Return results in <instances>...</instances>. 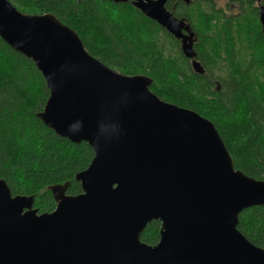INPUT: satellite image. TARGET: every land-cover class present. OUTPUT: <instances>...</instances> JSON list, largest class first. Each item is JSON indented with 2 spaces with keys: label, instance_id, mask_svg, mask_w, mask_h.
Returning a JSON list of instances; mask_svg holds the SVG:
<instances>
[{
  "label": "water",
  "instance_id": "water-1",
  "mask_svg": "<svg viewBox=\"0 0 264 264\" xmlns=\"http://www.w3.org/2000/svg\"><path fill=\"white\" fill-rule=\"evenodd\" d=\"M108 1L131 2L204 74L195 33L166 8L171 0ZM259 11L264 35V5ZM0 38L46 82L36 117L94 152L75 176L81 194L67 195L69 183L50 187L51 213L39 214L34 196H13L0 180V264H264V249L238 230L242 212L264 206V181L235 168L211 121L159 99L152 78L92 57L51 14L25 15L0 0ZM156 221L160 239L149 246L141 235Z\"/></svg>",
  "mask_w": 264,
  "mask_h": 264
},
{
  "label": "trees",
  "instance_id": "trees-1",
  "mask_svg": "<svg viewBox=\"0 0 264 264\" xmlns=\"http://www.w3.org/2000/svg\"><path fill=\"white\" fill-rule=\"evenodd\" d=\"M25 15L51 14L75 31L86 51L127 76L146 75L162 101L211 121L245 176L264 181V35L259 6L264 0H171L166 8L195 33L199 75L181 52L180 41L145 17L131 2L108 0H8ZM49 98L33 64L0 38V180L13 196H34L39 214L56 202L50 187L69 183L67 195L82 193L75 176L94 152L57 136L36 114ZM160 223H150L141 241L154 246ZM239 232L264 249V206L239 216Z\"/></svg>",
  "mask_w": 264,
  "mask_h": 264
},
{
  "label": "rangeland",
  "instance_id": "rangeland-1",
  "mask_svg": "<svg viewBox=\"0 0 264 264\" xmlns=\"http://www.w3.org/2000/svg\"><path fill=\"white\" fill-rule=\"evenodd\" d=\"M226 3H227V0H217L218 9H225L226 8V6H225Z\"/></svg>",
  "mask_w": 264,
  "mask_h": 264
},
{
  "label": "flooded vegetation",
  "instance_id": "flooded-vegetation-1",
  "mask_svg": "<svg viewBox=\"0 0 264 264\" xmlns=\"http://www.w3.org/2000/svg\"><path fill=\"white\" fill-rule=\"evenodd\" d=\"M190 63H191V62H190ZM160 226H161V224H160ZM159 239H160V238H159ZM158 242H159V241H158ZM157 244H158V243H157ZM157 244H156V245H157Z\"/></svg>",
  "mask_w": 264,
  "mask_h": 264
}]
</instances>
